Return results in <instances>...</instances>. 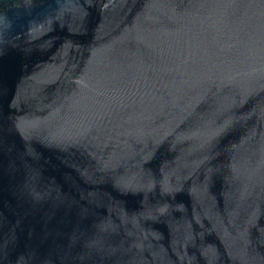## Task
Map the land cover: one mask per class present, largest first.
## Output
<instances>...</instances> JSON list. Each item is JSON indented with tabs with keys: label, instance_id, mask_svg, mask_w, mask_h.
<instances>
[{
	"label": "water",
	"instance_id": "water-1",
	"mask_svg": "<svg viewBox=\"0 0 264 264\" xmlns=\"http://www.w3.org/2000/svg\"><path fill=\"white\" fill-rule=\"evenodd\" d=\"M0 264H264V0H0Z\"/></svg>",
	"mask_w": 264,
	"mask_h": 264
}]
</instances>
